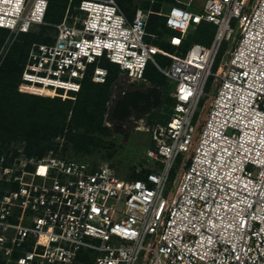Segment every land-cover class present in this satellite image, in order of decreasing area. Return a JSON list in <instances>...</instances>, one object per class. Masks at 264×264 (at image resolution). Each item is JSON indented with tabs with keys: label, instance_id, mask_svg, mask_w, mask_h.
<instances>
[{
	"label": "built area",
	"instance_id": "built-area-1",
	"mask_svg": "<svg viewBox=\"0 0 264 264\" xmlns=\"http://www.w3.org/2000/svg\"><path fill=\"white\" fill-rule=\"evenodd\" d=\"M168 7L167 37L148 30L146 9L130 15L117 0H79L52 24L50 41L31 42L20 90L79 92L88 74L107 81L106 63L121 76L114 100L153 85L149 64L175 88L170 114L150 131L141 176L121 180L113 167L53 151L0 154V264H264V0ZM48 8L49 0H0V27L30 32L48 24ZM233 20L238 42L206 110ZM203 22L215 27L210 42L186 45Z\"/></svg>",
	"mask_w": 264,
	"mask_h": 264
},
{
	"label": "rangeland",
	"instance_id": "rangeland-1",
	"mask_svg": "<svg viewBox=\"0 0 264 264\" xmlns=\"http://www.w3.org/2000/svg\"><path fill=\"white\" fill-rule=\"evenodd\" d=\"M53 5L50 6L49 19H47L48 24H34L31 27L30 32L20 33L13 32L7 29H0V76L4 75L1 69L3 64L9 59V55L12 53V48L15 43H20L21 45L26 44L27 40H42L50 41L51 35L54 33L55 28L52 25L57 23L63 16V12L57 11L59 7H65L66 9L70 8L72 11H76L77 3L79 0H52ZM122 8L132 13L137 8H143L151 12L150 16V28L152 31H158L162 35L167 37L168 31L163 27L164 13L168 11V3L172 0H117ZM204 0H194V6L191 7L192 10L197 9L201 11L203 8ZM232 26L237 29L236 37L233 41L225 43L223 48L213 66V73L206 85V92L208 93V99L204 100V107L208 110V103L215 96L220 84L221 79L218 76L222 75L224 67L222 64L225 61H228L232 51L227 53V49L233 48L236 46L239 37V29L237 25V20L232 21ZM202 30V29H201ZM215 32V27L209 25L207 28L203 29V32L198 30V27H193L187 36L188 45L193 42L198 41V36L204 35L206 38L213 37ZM171 51H174V48L167 46ZM21 57V51H18V59ZM157 60L162 65L169 64L167 59L157 55ZM23 62V60H21ZM22 65V63H21ZM118 74L117 72H115ZM115 73L113 74V79L109 81L106 86H108V100L105 102V112L102 121V131L96 130L94 125L81 126L79 125L78 129L73 124V120L76 117L74 114V108L78 107V102L80 101V92H72L67 90L48 88L46 90H38L36 92H29L26 90H20L19 84L17 83V78L15 74L11 83L14 87L11 91L14 92V96L21 98L22 100L28 101L29 106L26 109L22 118L30 119L33 121L37 128H43L51 119L55 124L54 130L55 134L47 139V146L41 148L37 143H31L29 136H16L15 138H8L6 135L0 134V152L8 151H20V149L25 147H31V152L42 151V154H47L53 151L55 154L65 155L70 158L78 159L84 162L89 163L94 168L100 166H109L113 167L121 180L124 178L133 177L135 175L141 174L143 171V165L145 163L144 155L148 149L153 147L151 129L156 125L157 122L161 121L168 116L171 112V102L172 98L170 93L175 88V83H173L169 78L161 73L158 69H155L153 65L149 64L146 77L149 79V83H152L154 86L159 88L162 92L161 100L157 105H153L149 111L141 113V118L136 120L137 122L132 121L131 119L125 120L120 123L113 121L110 118V115L107 111L109 103L114 100V87L117 84V79L115 78ZM139 88H144L146 86L141 83L138 84ZM36 91V90H35ZM24 101V102H25ZM52 101L62 102L61 105L64 106V109L58 107V111L65 112V117L58 118V121L53 120L56 114L52 112L55 109L54 106H45L46 103ZM115 101V100H114ZM38 104L37 110L34 109V106ZM114 106V105H113ZM144 114V115H143ZM205 114V113H204ZM145 115L147 117H145ZM111 122V126L107 122ZM59 122H63L60 126H57ZM29 125V123H26ZM143 127V128H140ZM76 129V130H75ZM144 130V131H143ZM31 131V127L28 126L27 133ZM42 131V130H41ZM44 134V132H43ZM35 135V131L33 133ZM46 137L40 136L39 139H45ZM87 140L95 141L93 144L85 143L84 145L80 144L78 141ZM171 185H168V188L165 190V195L170 196L169 188Z\"/></svg>",
	"mask_w": 264,
	"mask_h": 264
},
{
	"label": "trees",
	"instance_id": "trees-1",
	"mask_svg": "<svg viewBox=\"0 0 264 264\" xmlns=\"http://www.w3.org/2000/svg\"><path fill=\"white\" fill-rule=\"evenodd\" d=\"M175 0H172L169 3H173ZM79 4V2L77 3V5ZM53 5V1L49 0V8L47 11V15H46V21L47 19H49V11H50V6ZM77 9V7H76ZM75 9V10H76ZM66 11L67 9L65 7H59L57 8V11H59L60 13L63 11ZM75 11H72V13H74ZM127 12V11H126ZM65 13L63 14L62 18L58 21L60 22L64 16ZM130 15H133L132 13L127 12ZM134 13V12H133ZM57 22V23H58ZM209 25V23L203 22L198 26V30L203 32L204 28H207ZM163 27L164 29H166L167 31H169V29L166 27L165 25V18L163 20ZM0 29H4L1 28ZM202 29V30H201ZM148 30L153 32L150 28V21H149V26H148ZM157 32V31H156ZM36 41L31 39L30 41L27 40L26 44L21 45L20 43H15L13 45L12 48V53L9 55V59L3 64L4 67H2L1 71L2 73L5 72L4 75L0 76V134L2 135H7L8 138H15L16 136H29L31 139V143H37L39 146H41V148H44L47 146V139L48 137H51L52 135L55 134V124L52 121V119L41 129L37 128L36 125H34L35 123H33V121H29L30 119H26V118H22L26 109L29 106V102L22 100L21 98H18L16 96H14V92L11 91L14 87H16V85L14 86L11 83V80L13 79V75L15 76V78H17V83L21 82V75H22V71L24 69V63L26 61L27 58V54H28V50L30 47L31 42ZM40 41V40H38ZM198 41L204 42V43H209L210 42V38H206L204 35H200L198 36ZM41 42H45L42 41ZM188 45V39L186 40ZM162 46L167 47L168 44L166 43H161ZM18 51H21V57L18 59ZM23 60V62L21 61ZM22 63V65H21ZM106 65L109 68V75H108V79L105 83H99L96 82L92 79L91 75L88 74L87 77L84 79L83 83H82V87L80 89V101L78 102V107L74 108V114H76V117L73 120V124L77 127H79V125L85 127L88 125H94V128H96V130L98 131H102L103 129L101 128L102 126V121H103V116H104V112H105V102L108 100V86H106V84L109 83V81H111L113 79V74L115 72L118 73V68L116 65H114L113 63H106ZM155 68V67H154ZM156 69V68H155ZM148 71V69H147ZM147 71L145 73V77L147 75ZM1 73V72H0ZM115 78L117 80L121 79V76L119 74L115 73ZM148 79V77H146ZM149 80V79H148ZM18 83V84H19ZM142 85L146 86L145 83H141ZM134 87H127V89L129 88H135ZM62 90V89H61ZM38 90H34V93L36 92V94H41L37 92ZM74 92V91H72ZM120 94V93H118ZM25 101V102H24ZM62 102L59 101H52L49 103H46L45 106H54L55 109L52 110L53 113H55L54 111H56V115L53 118V120H57L60 117H65L66 114L65 112H60L61 110L58 111V107H60L61 109H64V106L61 105ZM113 105H114V100H112L109 103V107L107 109L110 118L113 121H117L112 117V109H113ZM38 108V104L34 106V109L37 110ZM118 122V121H117ZM26 123H29V125H27ZM63 123V122H62ZM61 122H59L57 124V126H60V124H62ZM28 126L31 127V131L29 133H27V129ZM42 130V131H41ZM76 130V129H75ZM35 131V135H33ZM44 132V134H43ZM40 136H44L46 137L45 139H39ZM80 144L84 145L85 143L87 144H93L95 141H87V140H81L78 141ZM25 153L29 156H42L44 154H42V151H35V152H31V147H25L23 148ZM3 152H0V154ZM138 176H141V174H139Z\"/></svg>",
	"mask_w": 264,
	"mask_h": 264
},
{
	"label": "water",
	"instance_id": "water-1",
	"mask_svg": "<svg viewBox=\"0 0 264 264\" xmlns=\"http://www.w3.org/2000/svg\"><path fill=\"white\" fill-rule=\"evenodd\" d=\"M162 92L154 85H147L144 88H128L114 101L112 117L122 123L132 114L140 118L141 113L149 111L153 105L161 100ZM144 115V114H143ZM145 117H147L145 115Z\"/></svg>",
	"mask_w": 264,
	"mask_h": 264
},
{
	"label": "bare ground",
	"instance_id": "bare-ground-1",
	"mask_svg": "<svg viewBox=\"0 0 264 264\" xmlns=\"http://www.w3.org/2000/svg\"><path fill=\"white\" fill-rule=\"evenodd\" d=\"M140 128H143V127H140ZM144 131V130H143Z\"/></svg>",
	"mask_w": 264,
	"mask_h": 264
}]
</instances>
